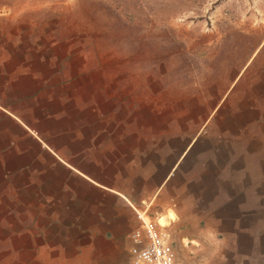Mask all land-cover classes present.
<instances>
[{
	"label": "crops",
	"instance_id": "obj_1",
	"mask_svg": "<svg viewBox=\"0 0 264 264\" xmlns=\"http://www.w3.org/2000/svg\"><path fill=\"white\" fill-rule=\"evenodd\" d=\"M67 46L0 28V264H129L136 212L166 219L174 264L204 242L222 264L264 257V221L244 220L264 210L248 203L264 197L249 185L264 163V85L247 95L237 78L191 136L128 106L125 87L111 95Z\"/></svg>",
	"mask_w": 264,
	"mask_h": 264
},
{
	"label": "rangeland",
	"instance_id": "obj_2",
	"mask_svg": "<svg viewBox=\"0 0 264 264\" xmlns=\"http://www.w3.org/2000/svg\"><path fill=\"white\" fill-rule=\"evenodd\" d=\"M120 4L0 0V28L25 43L68 45L72 58L83 63L80 70L101 68L103 80L114 84L111 95L125 87L128 106L155 112L162 123L190 125L186 134L191 136L237 78L247 95L264 85V0H120ZM122 9L133 14L131 21L124 19ZM236 103L224 102L220 109ZM250 168L255 179L249 185L255 183L256 192L263 194L257 186L264 185V163L254 161ZM259 197L264 199L257 193L248 196L249 206ZM247 219L262 226L264 210L250 212ZM164 232L171 240L168 225ZM199 248L190 253L192 264H222L215 259V243L204 242ZM181 253L180 248L178 264L185 259ZM256 256L254 264L264 260Z\"/></svg>",
	"mask_w": 264,
	"mask_h": 264
},
{
	"label": "built area",
	"instance_id": "obj_3",
	"mask_svg": "<svg viewBox=\"0 0 264 264\" xmlns=\"http://www.w3.org/2000/svg\"><path fill=\"white\" fill-rule=\"evenodd\" d=\"M139 228L134 230L128 249L129 264H174L175 251L166 225L160 219L147 218L144 213L135 214Z\"/></svg>",
	"mask_w": 264,
	"mask_h": 264
},
{
	"label": "trees",
	"instance_id": "obj_4",
	"mask_svg": "<svg viewBox=\"0 0 264 264\" xmlns=\"http://www.w3.org/2000/svg\"><path fill=\"white\" fill-rule=\"evenodd\" d=\"M115 4L117 5V6H120L121 4H120V0H119V2H118V0H115ZM124 7V6H123ZM122 7V8H123ZM108 10V9H107ZM122 13H123V16H124V19L125 20H127V21H131L132 20V18H133V14L131 13V12H128V11H125V9H122Z\"/></svg>",
	"mask_w": 264,
	"mask_h": 264
},
{
	"label": "water",
	"instance_id": "obj_5",
	"mask_svg": "<svg viewBox=\"0 0 264 264\" xmlns=\"http://www.w3.org/2000/svg\"><path fill=\"white\" fill-rule=\"evenodd\" d=\"M161 220L164 222V224L166 223V219L165 218H161Z\"/></svg>",
	"mask_w": 264,
	"mask_h": 264
},
{
	"label": "bare ground",
	"instance_id": "obj_6",
	"mask_svg": "<svg viewBox=\"0 0 264 264\" xmlns=\"http://www.w3.org/2000/svg\"><path fill=\"white\" fill-rule=\"evenodd\" d=\"M165 225V224H164Z\"/></svg>",
	"mask_w": 264,
	"mask_h": 264
}]
</instances>
